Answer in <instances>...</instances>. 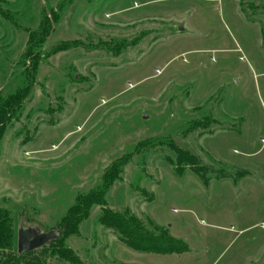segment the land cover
<instances>
[{"label":"rangeland","instance_id":"rangeland-1","mask_svg":"<svg viewBox=\"0 0 264 264\" xmlns=\"http://www.w3.org/2000/svg\"><path fill=\"white\" fill-rule=\"evenodd\" d=\"M56 13L32 67L29 36ZM20 92L0 136L14 252L19 231H52L130 156L105 206L65 242L83 263L264 264V0H0V103ZM139 143L154 147L137 153ZM170 144L199 160L207 183L174 170ZM102 209L187 249L134 251L101 226ZM41 249L44 264H69Z\"/></svg>","mask_w":264,"mask_h":264},{"label":"trees","instance_id":"trees-1","mask_svg":"<svg viewBox=\"0 0 264 264\" xmlns=\"http://www.w3.org/2000/svg\"><path fill=\"white\" fill-rule=\"evenodd\" d=\"M57 22V13L52 15L51 20L43 15L37 31L29 36L24 56L28 58L34 57L33 59L31 58L32 67L35 66L36 68L38 59L37 55L32 54V50L40 48L52 32V25ZM70 45L72 46L73 44H67L65 47ZM65 47L60 48L57 46L53 49V52ZM26 93H16L14 96L0 103V136L3 133V127H5L9 115L20 107ZM206 126L203 123H198L190 129L195 130L196 128H205ZM147 145L148 143H139L134 147V151L138 153L148 147H154L153 144ZM170 148L175 156L176 163V165L174 163H170V165L177 173L181 174L183 172L181 165L188 166L200 177L203 183L208 182L207 172L209 171L200 166L199 160L195 156L172 144H170ZM130 158V156H125L117 159L103 172L99 183L94 188L75 197L74 203L68 207L66 213L52 230L55 232L56 237L40 250L41 256L49 254L69 264H85L70 249L64 246L65 242L71 236H79L80 224L88 219L92 208L105 206L106 194L109 188L114 182L121 179L123 168L128 164ZM98 220L102 227L110 230L117 236L119 242L140 253L161 255L181 254L187 249L180 240L170 237L166 230L158 227L147 229L135 215H131L128 211L118 213L102 209ZM0 257H3V264H44L39 258L33 257L32 252L27 254H17L14 252L11 218L5 209H0Z\"/></svg>","mask_w":264,"mask_h":264},{"label":"water","instance_id":"water-1","mask_svg":"<svg viewBox=\"0 0 264 264\" xmlns=\"http://www.w3.org/2000/svg\"><path fill=\"white\" fill-rule=\"evenodd\" d=\"M181 30V27H179ZM16 251L18 254H27L47 245L56 237L54 231L39 234L36 231H19L16 236Z\"/></svg>","mask_w":264,"mask_h":264}]
</instances>
